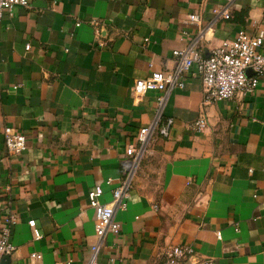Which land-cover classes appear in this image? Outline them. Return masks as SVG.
I'll list each match as a JSON object with an SVG mask.
<instances>
[{
    "label": "crops",
    "instance_id": "0c3cea01",
    "mask_svg": "<svg viewBox=\"0 0 264 264\" xmlns=\"http://www.w3.org/2000/svg\"><path fill=\"white\" fill-rule=\"evenodd\" d=\"M194 12L202 23L185 26ZM202 28L208 56L241 29H264V0H30L3 16L0 224L8 212L18 216L8 264H28L32 252L42 254L37 264L89 262L98 237L88 193L101 185V201L112 202L106 180L117 184L127 146L159 112L157 91L136 104L131 86L172 69L173 51ZM185 82L163 108L175 118L171 135L153 137L100 264H161L176 245L215 264H264V75L252 91L204 107L208 125L199 133L188 129L203 102L195 66ZM6 126L26 134L21 155L7 152Z\"/></svg>",
    "mask_w": 264,
    "mask_h": 264
},
{
    "label": "built area",
    "instance_id": "2783aa9c",
    "mask_svg": "<svg viewBox=\"0 0 264 264\" xmlns=\"http://www.w3.org/2000/svg\"><path fill=\"white\" fill-rule=\"evenodd\" d=\"M235 0H226L232 4ZM17 6L29 7L30 0H0V20L6 13H12ZM218 16L230 18L227 8H214ZM91 24L98 25L96 20ZM202 16L198 12L190 13L183 19L185 26L200 25ZM81 25V22L76 24ZM208 29L202 28L190 38L187 45L173 51L175 65L172 69L152 71L143 78H136L131 86V95L136 104L142 102L149 91H157L159 112L153 123L143 127L137 135L136 142H131L126 149V157L122 160V176L115 185L113 178H108L106 183L113 186V200L103 203L101 196L104 188L96 186L88 193L89 204L95 210V232L98 241L91 246L92 256L87 264H100L99 254L108 233H119L121 224L115 219L117 210H126L128 200L135 185L136 177L149 145L155 135L168 138L175 125V118L163 115V108L168 96L178 88L185 87V75L194 66L202 81L203 102L202 110L196 120L188 124V129L194 132H203L208 125L205 111L207 105L222 100H230L239 93L252 91L259 78L264 75V29L256 33H249L245 29L239 30L233 39H226L213 48L208 56L204 55L201 42L206 39ZM183 35L189 37L188 30H183ZM101 30L98 41H101ZM104 45V43H100ZM30 44L27 45V49ZM152 65V64H151ZM249 71L252 73L250 74ZM4 140L7 152L10 155H21L27 148V136L24 132L16 131L11 126L4 130ZM10 190V188H7ZM7 205L9 201H6ZM158 209V205L154 206ZM18 223V216L11 212L6 213L0 224V264L6 256H11L16 251L12 242V228ZM29 225L34 229L35 236L40 238L35 220H30ZM217 237L222 239V232H217ZM195 258L201 264H215L213 260H199L195 250L190 245L171 246L161 264H186L187 258ZM42 259L40 252H32L28 264H37ZM21 264V263H19Z\"/></svg>",
    "mask_w": 264,
    "mask_h": 264
},
{
    "label": "water",
    "instance_id": "95a60500",
    "mask_svg": "<svg viewBox=\"0 0 264 264\" xmlns=\"http://www.w3.org/2000/svg\"><path fill=\"white\" fill-rule=\"evenodd\" d=\"M10 256H6L5 259L3 260V264H8Z\"/></svg>",
    "mask_w": 264,
    "mask_h": 264
}]
</instances>
